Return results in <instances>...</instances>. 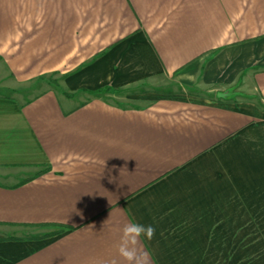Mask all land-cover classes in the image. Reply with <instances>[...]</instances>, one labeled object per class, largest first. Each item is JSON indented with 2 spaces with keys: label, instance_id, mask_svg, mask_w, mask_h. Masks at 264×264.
Here are the masks:
<instances>
[{
  "label": "crops",
  "instance_id": "obj_1",
  "mask_svg": "<svg viewBox=\"0 0 264 264\" xmlns=\"http://www.w3.org/2000/svg\"><path fill=\"white\" fill-rule=\"evenodd\" d=\"M128 222L264 264V0H0V264H126Z\"/></svg>",
  "mask_w": 264,
  "mask_h": 264
},
{
  "label": "clouds",
  "instance_id": "obj_2",
  "mask_svg": "<svg viewBox=\"0 0 264 264\" xmlns=\"http://www.w3.org/2000/svg\"><path fill=\"white\" fill-rule=\"evenodd\" d=\"M155 227L135 222H128L122 228V235L117 246V253L126 264H150V254L139 247L140 239L151 240L155 235ZM113 264H116L113 261Z\"/></svg>",
  "mask_w": 264,
  "mask_h": 264
},
{
  "label": "rangeland",
  "instance_id": "obj_3",
  "mask_svg": "<svg viewBox=\"0 0 264 264\" xmlns=\"http://www.w3.org/2000/svg\"><path fill=\"white\" fill-rule=\"evenodd\" d=\"M58 76H53V80H50L51 84L56 86V83L58 82V79L60 80V78ZM200 78V77H199ZM196 79L193 82H179L177 81L175 78H170L167 79L165 81L164 84H162L161 86H159L158 89H156L158 91L159 94L162 95H172V94H187V95H199V96H204L207 98H218V95L215 94V92L213 90H211L208 87L203 86L200 83V79ZM38 88H36L33 92L29 93L28 96L32 97L36 94H40L43 92V90L46 89V86H37ZM56 88V87H54ZM157 93V94H158ZM123 96L129 95V91H122V93H120ZM132 95V94H131ZM122 105H127V106H139L142 105L143 103L140 102H123L121 103Z\"/></svg>",
  "mask_w": 264,
  "mask_h": 264
},
{
  "label": "trees",
  "instance_id": "obj_4",
  "mask_svg": "<svg viewBox=\"0 0 264 264\" xmlns=\"http://www.w3.org/2000/svg\"><path fill=\"white\" fill-rule=\"evenodd\" d=\"M28 181V180H27ZM27 181H25V182H27Z\"/></svg>",
  "mask_w": 264,
  "mask_h": 264
}]
</instances>
